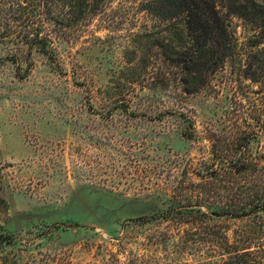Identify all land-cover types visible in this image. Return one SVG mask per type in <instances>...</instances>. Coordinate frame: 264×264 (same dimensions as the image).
<instances>
[{"label":"rangeland","instance_id":"obj_1","mask_svg":"<svg viewBox=\"0 0 264 264\" xmlns=\"http://www.w3.org/2000/svg\"><path fill=\"white\" fill-rule=\"evenodd\" d=\"M142 2L106 0L55 61L0 41V217L16 240L0 264H216L224 236L264 264V36L230 15L234 52L204 86L155 89Z\"/></svg>","mask_w":264,"mask_h":264},{"label":"trees","instance_id":"obj_2","mask_svg":"<svg viewBox=\"0 0 264 264\" xmlns=\"http://www.w3.org/2000/svg\"><path fill=\"white\" fill-rule=\"evenodd\" d=\"M105 1L0 0V41L25 44L28 59L31 49L38 47L55 61L54 42L65 39L83 22L102 12ZM217 2L225 12L219 9ZM141 4V9L156 23L152 32L147 29L145 33V39L156 49L158 57L157 64L152 65L153 77L159 81L155 89L167 90L172 83L174 90L183 95L204 86L208 76L234 52V37L228 24L230 15L255 22L258 33L264 36V0H143ZM131 69H135V64L128 61L124 70ZM131 100L122 97L112 106L128 110ZM257 206L252 213L264 214V203ZM7 210L8 203L0 186V214ZM217 211L219 214L230 212L233 217L246 214L237 215L233 209L224 207ZM15 243L5 219L0 217V250ZM219 244L220 259L216 264H255L253 241L249 237L230 240L224 236ZM5 262L2 260L1 264Z\"/></svg>","mask_w":264,"mask_h":264}]
</instances>
